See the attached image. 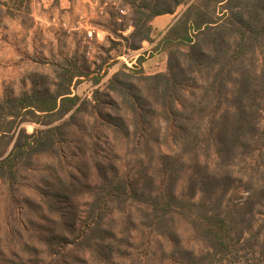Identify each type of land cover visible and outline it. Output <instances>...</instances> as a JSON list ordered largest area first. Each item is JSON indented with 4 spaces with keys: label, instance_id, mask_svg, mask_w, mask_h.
Masks as SVG:
<instances>
[{
    "label": "trees",
    "instance_id": "1",
    "mask_svg": "<svg viewBox=\"0 0 264 264\" xmlns=\"http://www.w3.org/2000/svg\"><path fill=\"white\" fill-rule=\"evenodd\" d=\"M21 1L9 3L16 7ZM180 6L154 46L167 55L165 71L146 75L136 66H123L104 91L96 89L91 100L81 101L70 89L73 78L81 74L64 71L56 76L52 92L31 90L0 100V179L10 187L34 156L54 151L81 113L95 121L82 129L94 130L85 133L97 155L104 151L107 132L140 137L135 146L153 152L148 136L160 134L161 122L177 152L189 160L187 198L173 193L161 196L153 187L120 178L113 162L95 163L94 185L88 177L80 185L72 174L60 178L48 194L51 218L43 240L56 257L55 264H88L86 253L109 262L122 248L106 219L114 210L124 211L129 201L146 205L152 215L149 227L171 240L177 232L167 216L186 220L205 242L209 264L227 257L238 261V252L253 245L259 256L254 264H264V0L142 2L135 8L130 33L137 43L130 47L150 42L152 19L176 13ZM26 122L37 126L28 132L22 126ZM249 159L260 178L251 181L250 176L245 181L247 194L235 210L241 217L236 220L220 196L233 184L235 163L246 162L247 168ZM82 193L91 201L79 213L75 200ZM255 216L259 217L256 227L251 222ZM247 222L250 226H242Z\"/></svg>",
    "mask_w": 264,
    "mask_h": 264
},
{
    "label": "rangeland",
    "instance_id": "2",
    "mask_svg": "<svg viewBox=\"0 0 264 264\" xmlns=\"http://www.w3.org/2000/svg\"><path fill=\"white\" fill-rule=\"evenodd\" d=\"M146 1L153 0H22L16 7L9 0H0V100L31 90L52 92L56 76L64 71L81 74L73 78L70 86L80 101L91 100L96 89L104 91L110 77L123 66H136L146 75L165 71L167 55L154 49L163 29L152 25L151 41L141 42L139 48L130 47L137 43L130 38L135 8ZM182 8L178 7L176 14ZM76 119V125L68 128L54 151L34 156L31 165L20 170L13 187L0 179V264L56 263L43 241L51 218L48 194L55 190L60 178L66 180L69 174L80 180L79 185L86 183L87 177L94 185L97 161L107 165L113 162L120 178L135 180L147 189L153 187L161 196L173 193L187 198L190 163L177 152L164 124L160 122L159 135L148 136L153 152H141L135 146L140 137L107 132L104 151L97 155L85 133L90 129H82L95 121L87 113ZM22 126L32 132L37 125L26 122ZM88 133L94 134V130ZM250 162L247 168L246 162L235 163L231 172L233 184L220 196L222 205L234 211L236 220L241 217L235 210L247 194L245 181L250 176L251 181L260 178L253 160ZM75 201L81 213L91 197L82 193ZM167 218L177 232L173 240L149 227L152 215L146 205L129 201L124 211L114 210L106 219L107 226L117 232L121 251L106 263L86 253L88 264H209L205 242L186 220L176 214ZM258 220V216L252 218L254 227ZM242 226L250 225L247 222ZM248 235L245 233L246 238ZM180 247L186 251L180 252ZM68 248L75 255L80 254L76 247ZM238 256V261L227 257L213 264H254L259 257L258 248L253 245L242 249Z\"/></svg>",
    "mask_w": 264,
    "mask_h": 264
},
{
    "label": "crops",
    "instance_id": "3",
    "mask_svg": "<svg viewBox=\"0 0 264 264\" xmlns=\"http://www.w3.org/2000/svg\"><path fill=\"white\" fill-rule=\"evenodd\" d=\"M175 16L176 13L158 15L152 19L151 23L157 27V29H163L164 31L175 19Z\"/></svg>",
    "mask_w": 264,
    "mask_h": 264
},
{
    "label": "built area",
    "instance_id": "4",
    "mask_svg": "<svg viewBox=\"0 0 264 264\" xmlns=\"http://www.w3.org/2000/svg\"><path fill=\"white\" fill-rule=\"evenodd\" d=\"M89 35H91V33H89Z\"/></svg>",
    "mask_w": 264,
    "mask_h": 264
}]
</instances>
